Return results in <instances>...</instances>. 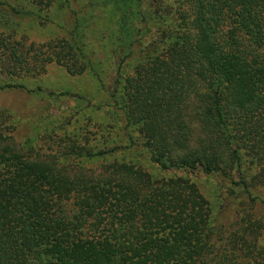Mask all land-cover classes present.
<instances>
[{
	"label": "trees",
	"instance_id": "obj_1",
	"mask_svg": "<svg viewBox=\"0 0 264 264\" xmlns=\"http://www.w3.org/2000/svg\"><path fill=\"white\" fill-rule=\"evenodd\" d=\"M10 1L16 7L0 4L15 15L26 5L46 12L53 0ZM167 1L138 2L135 41L151 37L108 98L158 169L229 178V144L264 132V0H171L173 10ZM24 40L0 31V74L33 77L49 63L85 70L77 43ZM89 161L0 156V264L201 262L188 240L198 205L185 194L167 199L131 165L94 175Z\"/></svg>",
	"mask_w": 264,
	"mask_h": 264
},
{
	"label": "rangeland",
	"instance_id": "obj_2",
	"mask_svg": "<svg viewBox=\"0 0 264 264\" xmlns=\"http://www.w3.org/2000/svg\"><path fill=\"white\" fill-rule=\"evenodd\" d=\"M140 1L68 0L69 7H63L62 0H53L46 12L37 14L26 5L15 15L0 4V31H15L26 44L57 39L77 43L85 66L77 75L55 63L33 77L0 74V88L12 86L0 90V156L90 160L94 175L104 174L103 165H131L154 191H166L167 199L185 194L186 201L198 205V231L188 235L191 243L200 245L196 256L201 262L195 264L205 258L207 264H264V132L245 133L241 142L229 144V178L163 171L149 161L136 128L125 126L108 98L116 81L131 74L139 49L151 37L135 41ZM163 6L175 8L171 0ZM239 179L244 185H234ZM179 185L182 189L175 188Z\"/></svg>",
	"mask_w": 264,
	"mask_h": 264
}]
</instances>
